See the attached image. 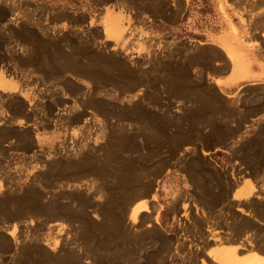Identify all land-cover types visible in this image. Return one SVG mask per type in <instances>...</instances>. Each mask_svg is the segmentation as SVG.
<instances>
[{"label":"rangeland","instance_id":"obj_1","mask_svg":"<svg viewBox=\"0 0 264 264\" xmlns=\"http://www.w3.org/2000/svg\"><path fill=\"white\" fill-rule=\"evenodd\" d=\"M261 33L264 0H0V74L25 86L0 115L35 125L0 128V264H211L176 240L217 224L264 243V121L214 114L199 43Z\"/></svg>","mask_w":264,"mask_h":264},{"label":"crops","instance_id":"obj_2","mask_svg":"<svg viewBox=\"0 0 264 264\" xmlns=\"http://www.w3.org/2000/svg\"><path fill=\"white\" fill-rule=\"evenodd\" d=\"M108 17V13L103 12V20L105 21ZM118 19L119 23L124 20L122 24L125 28L124 38L133 33L135 38L138 37L139 29L127 25L125 16L118 13ZM104 30L108 36L116 34L117 31L108 25H105ZM259 38L261 41L264 40V33L259 34ZM199 43L200 46H211L217 51V58L210 60L208 63L204 61L202 69L204 79L213 84L219 93V96L213 98L215 102L220 104V108L216 109L214 114L219 115L222 120H227L229 125H235L231 120L236 119L249 123L264 121V47L261 45L245 46L233 36L222 37L219 34L207 36L205 40L199 41ZM23 91H25V86L21 81L0 74V92L15 94L24 98ZM23 116L21 113L19 115L1 114L0 117L3 120L0 119V128L5 131L14 127L21 129L35 126L30 120L23 122ZM42 131L37 124V129L31 135L33 146L38 143ZM212 134L216 133H208V135ZM0 146L7 147L9 144L2 142ZM220 150L222 148L206 149L200 146L197 148V154L200 157L204 156L211 159L212 156L219 155ZM9 151L10 149H7V152ZM238 181H240V184ZM241 182L236 177L232 179V176H229L224 193L235 201L253 195V191L248 190L247 187L244 188ZM244 190L246 191L245 195H237L238 191L242 192ZM139 204L136 203L132 209L135 207L138 211L140 208L139 211L144 212L145 209H142ZM178 238L180 239L176 241L184 242V247L214 249L216 253H220V250L223 251V249H232L236 259H238L237 262L241 264H249L248 261L252 260L253 262V259L254 262H257L255 261L256 258H259V262L264 264L262 262L264 261V243L259 245L253 240L239 236L236 228L229 225L217 224L212 229L205 226L202 229L200 227L198 229H188L186 236H178ZM208 261L211 264H222L213 259L212 256ZM197 263L200 264L199 261Z\"/></svg>","mask_w":264,"mask_h":264},{"label":"bare ground","instance_id":"obj_3","mask_svg":"<svg viewBox=\"0 0 264 264\" xmlns=\"http://www.w3.org/2000/svg\"><path fill=\"white\" fill-rule=\"evenodd\" d=\"M137 208H133L132 209V211H134V212H137V210H136ZM134 214V213H133ZM244 225V224H243ZM240 240V239H239ZM260 245V244H259ZM262 247V246H261ZM234 251H236L235 249H234ZM219 253V252H218ZM227 253H229V255L227 256ZM232 253H233V251H232V249H228V250H224L223 249V251H221L220 250V255H226V257H224V259H222L221 260V263L222 264H241V263H239V262H237V260L238 259H236V255H232ZM220 258H221V256H220ZM254 258V257H253ZM252 258V259H253ZM258 259V260H257ZM255 261H257V262H254V259H253V262H254V264H260L261 262H259V258H256V260ZM249 262V264H252L253 262H252V260L251 261H248ZM262 262H264V261H262ZM261 264H263V263H261Z\"/></svg>","mask_w":264,"mask_h":264}]
</instances>
